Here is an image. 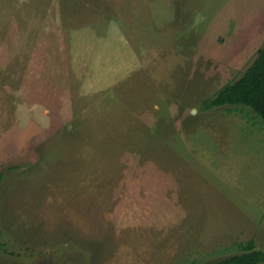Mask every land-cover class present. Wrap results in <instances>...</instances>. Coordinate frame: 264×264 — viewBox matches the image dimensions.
I'll list each match as a JSON object with an SVG mask.
<instances>
[{
    "label": "rangeland",
    "instance_id": "374dc122",
    "mask_svg": "<svg viewBox=\"0 0 264 264\" xmlns=\"http://www.w3.org/2000/svg\"><path fill=\"white\" fill-rule=\"evenodd\" d=\"M263 45L264 0H0V264L264 250V124L200 107Z\"/></svg>",
    "mask_w": 264,
    "mask_h": 264
},
{
    "label": "trees",
    "instance_id": "16d2710c",
    "mask_svg": "<svg viewBox=\"0 0 264 264\" xmlns=\"http://www.w3.org/2000/svg\"><path fill=\"white\" fill-rule=\"evenodd\" d=\"M223 106L246 111L248 119L253 115L264 124V45L259 48L253 61L240 77L221 85L211 96L200 101V107L205 111ZM251 118L253 119L252 116ZM2 178L3 174L0 173V183ZM232 247L237 248L239 252L211 264L264 263V250L258 248L254 240L235 242Z\"/></svg>",
    "mask_w": 264,
    "mask_h": 264
}]
</instances>
